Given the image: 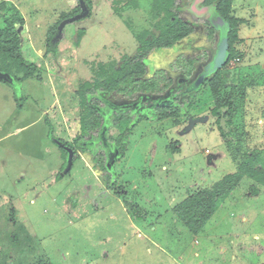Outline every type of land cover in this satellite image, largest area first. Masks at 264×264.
I'll return each mask as SVG.
<instances>
[{
	"label": "rangeland",
	"instance_id": "rangeland-1",
	"mask_svg": "<svg viewBox=\"0 0 264 264\" xmlns=\"http://www.w3.org/2000/svg\"><path fill=\"white\" fill-rule=\"evenodd\" d=\"M156 1L83 0V15L81 0H0V27L21 14L24 54L38 67L20 83L5 75L12 87L0 82V264H264L262 179L244 170L197 234L177 212L237 172L247 152L264 149V0H231L222 9L237 29L218 96L235 103L231 122L212 113L217 97L209 85L179 117L150 118V103L161 97L149 94L108 114L102 139L129 137L108 159L113 188L74 145L87 113L82 99L101 95L96 89L81 98L84 86L87 92L127 62L152 72L206 49L201 75L214 60L205 22L177 0L167 5L185 10L195 32L171 47L155 44L168 14ZM222 35L219 29L217 42ZM66 143L77 148L72 160Z\"/></svg>",
	"mask_w": 264,
	"mask_h": 264
},
{
	"label": "trees",
	"instance_id": "trees-1",
	"mask_svg": "<svg viewBox=\"0 0 264 264\" xmlns=\"http://www.w3.org/2000/svg\"><path fill=\"white\" fill-rule=\"evenodd\" d=\"M156 1V0H155ZM178 7L182 8L183 3L190 2L192 0H177ZM218 6V12L224 17L229 24L227 36L229 38L230 47L233 44V40L237 35V29L233 27V21L227 14V8L231 4V0H216ZM170 0H157L156 3L166 9L168 14L165 19V25L163 32L157 37L156 45L160 47H171L175 43L179 42L190 36L195 32L196 28L191 24L189 19L186 18V11L184 10H172L169 7ZM79 10L82 8L78 5ZM226 11H223L224 9ZM191 10V9H190ZM188 10V13L189 11ZM77 12V11H76ZM181 13V15L179 14ZM193 20V19H192ZM201 22H205L207 32V41L211 44L217 42L216 28L213 24L200 17L195 18ZM207 23V24H206ZM25 24V19L17 11L12 15L5 18L4 25L0 27V72L9 76L14 82L20 83L24 80L32 77H36L35 73L37 65L29 61L23 53V39L22 28ZM57 27V25H56ZM55 27V28H56ZM83 32V31H82ZM53 33L49 40L51 42ZM153 43V42H152ZM148 41V45L152 44ZM146 44V43H145ZM151 48L150 46L145 45ZM215 45V44H214ZM55 53L57 49L54 48ZM229 57L227 63L233 57V51L230 48ZM210 55L209 50L201 51L197 54L187 55L180 53L171 61L168 67L158 68L152 72H149L145 64L141 61L133 62V66L128 65L127 62L121 71H114L113 75L106 77L105 80H97L93 86H89L86 92V86L78 91V94L84 98L88 92L99 89L101 95L99 97L92 96V100L88 101L82 99L84 107L86 106V114L82 115L80 120V135L75 140V146L83 152H89L88 161L95 169H100L104 173L109 175L108 187L113 188L115 183L112 178V172L108 166V154L109 151L115 150L118 144L123 141L126 147V140L129 137L115 139L114 142L106 143L101 135L106 127V116L112 115L113 112L122 110L121 105L141 102L145 95L160 96L157 101L151 102L155 106L149 108L150 118L163 120L170 117H179L184 114L186 110L193 106V102L201 91V87L209 85L215 97H217L215 106L212 113L217 116L218 122L220 119L226 118L231 122L232 115L230 110H235V103L231 99L218 98L220 96V88L224 85L226 75L223 69L211 71L204 75V80L201 84L197 85L195 82L198 79L199 63H206ZM178 76H183L188 79V83L180 84ZM41 80V77H37ZM9 85H14L11 81H5ZM106 100L111 104L118 107L114 109L106 104ZM166 101L164 104L163 102ZM95 103V104H94ZM93 104V105H92ZM101 107L103 112L98 110ZM123 111V110H122ZM121 117V116H119ZM148 119L147 117L139 116L135 120L141 121L142 119ZM115 121H117L115 119ZM134 126V125H132ZM127 127V131H131V127ZM223 136L226 133L222 132ZM227 138V137H225ZM73 153L74 158L78 154L77 148L73 145H68ZM124 147V148H125ZM123 149V148H122ZM120 150V146L117 147ZM68 152V150H65ZM123 156V153L121 154ZM248 173L251 177H257L262 179V185H264V149H252L247 152L240 169L237 172L227 174L221 181H219L212 190H207L202 193H196L195 196L186 199L182 204L178 205V214L183 219L186 226L195 234L199 233L212 218L215 212L219 208L218 200L222 197H227L238 186L241 179ZM258 192V191H256ZM217 201V202H216ZM177 206V207H178Z\"/></svg>",
	"mask_w": 264,
	"mask_h": 264
},
{
	"label": "flooded vegetation",
	"instance_id": "flooded-vegetation-1",
	"mask_svg": "<svg viewBox=\"0 0 264 264\" xmlns=\"http://www.w3.org/2000/svg\"><path fill=\"white\" fill-rule=\"evenodd\" d=\"M196 4V9H193L192 8V5L193 4ZM183 6H188V10H190V9H192L195 13H196V17H194V18H197L198 16L197 15H203L204 14V17H200V18H202V19H205L206 21H209L211 24H213L214 26H215V28H216V31H218L219 29H222L223 30V35L221 36V39L219 40V42H216L215 43V45H214V48H215V50L217 49L218 50V45H219V43L221 42V40H222V38L224 37V36H227V32H228V29H229V24L227 23V21L224 19V17L222 16V15H220V13L218 12V6H217V1L216 0H213V1H211L210 3L209 2H207V0H192V1H190V2H187V3H183L182 4V7ZM82 7V6H81ZM204 7H208L204 12H199L201 9H203ZM82 9V8H81ZM194 16V15H193ZM219 16H221L222 18H223V24L222 25H219L218 24V22H217V18L219 17ZM204 23V22H203ZM218 41V40H217ZM217 50H216V53H217ZM216 56V55H215ZM215 58V57H214ZM214 61V60H213ZM213 61H212V63H209V64H207V69H206V72H203L201 75H205L206 73H211V69H212V65H213ZM209 67V68H208ZM200 76V75H199ZM181 81V80H180ZM188 82H189V80H188ZM187 82V83H188ZM196 83V82H195ZM182 84V83H181ZM184 84V83H183ZM142 101V100H141ZM166 101L167 100H165L163 103L165 104L166 103ZM134 103H141V102H134ZM134 103H128V104H124V105H121L120 107H122L121 109L122 110H125V109H127V108H130L129 106L130 105H133ZM106 104L108 105V106H110L111 108H115V107H118V106H116V105H114V104H111L110 102H108L107 100H106ZM151 105H153V106H155V104H152V103H150ZM152 106V107H153ZM101 110H102V108L101 107H99ZM149 108H151V107H149ZM122 110H119V111H122ZM149 110V109H148ZM102 112H103V110H102ZM149 112V111H148ZM140 114V113H139ZM149 114H150V112H149ZM149 114H147V117H149ZM139 116H141V115H135V117L137 118H139ZM145 119V118H144ZM103 134V133H102ZM101 137H102V135H101ZM115 150H111V151H109V154H108V157L114 152ZM109 159V158H108ZM108 165H109V162L107 163Z\"/></svg>",
	"mask_w": 264,
	"mask_h": 264
},
{
	"label": "water",
	"instance_id": "water-1",
	"mask_svg": "<svg viewBox=\"0 0 264 264\" xmlns=\"http://www.w3.org/2000/svg\"><path fill=\"white\" fill-rule=\"evenodd\" d=\"M81 6L84 9V11L82 13L84 15L87 12L85 11L83 0H81ZM192 8L196 9L195 3L192 5ZM207 8L208 7H204L199 12H204ZM223 21L224 20L221 16H219L217 18V22L219 25H222ZM229 50H230L229 38H228V36H224L218 45V50H217L216 56L214 58L211 71L222 69L227 64L228 57H229V54H228ZM0 79L3 81L7 80V79H5V74H3L1 72H0ZM203 80H204V75H200L198 77V79L196 80V84L197 85L201 84L203 82ZM63 147H66V146L63 145ZM67 149L70 151L69 152L70 153V160H72V157L74 156L73 151L70 147Z\"/></svg>",
	"mask_w": 264,
	"mask_h": 264
},
{
	"label": "crops",
	"instance_id": "crops-1",
	"mask_svg": "<svg viewBox=\"0 0 264 264\" xmlns=\"http://www.w3.org/2000/svg\"><path fill=\"white\" fill-rule=\"evenodd\" d=\"M23 53H24V49H23ZM24 56L26 57V55L24 54ZM32 62V61H31ZM0 82L6 83L5 81L0 79ZM10 87H12L11 85H9ZM21 106V105H20ZM22 108V107H21Z\"/></svg>",
	"mask_w": 264,
	"mask_h": 264
}]
</instances>
